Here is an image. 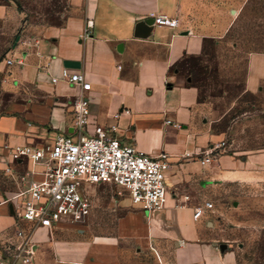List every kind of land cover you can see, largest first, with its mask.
<instances>
[{"label": "crops", "instance_id": "obj_1", "mask_svg": "<svg viewBox=\"0 0 264 264\" xmlns=\"http://www.w3.org/2000/svg\"><path fill=\"white\" fill-rule=\"evenodd\" d=\"M12 1L22 3L25 25L6 58L13 65L0 63V263L18 227L30 230L19 219V179L33 172L40 181L45 169L14 159L16 150H46L59 136L76 134L79 88L51 83L68 69L92 84L91 129L98 124L139 152L169 155L168 201L151 215L130 200L121 213L93 206L88 220L101 231L91 236L63 223L34 230L32 264H236L235 253L217 249L222 209L199 220L194 214L206 202L221 206L229 184L261 181L264 150L227 153L224 135L198 117L200 89L184 65L201 58L205 39L228 31L249 0H64L52 15L44 0ZM13 10L0 1V18ZM160 15L179 26H155ZM262 85L264 53H253L245 89L256 94Z\"/></svg>", "mask_w": 264, "mask_h": 264}, {"label": "rangeland", "instance_id": "obj_2", "mask_svg": "<svg viewBox=\"0 0 264 264\" xmlns=\"http://www.w3.org/2000/svg\"><path fill=\"white\" fill-rule=\"evenodd\" d=\"M0 1L14 9L13 14L0 18L1 63L17 47L25 24L21 21L20 1ZM64 3V0H44L43 8L52 15L53 8ZM48 21L51 22L50 18ZM253 53H264V0L247 1L229 30L214 31L205 39L204 55L184 65L200 89L198 117L212 121L214 132L224 135L227 153L264 150V85L256 94L245 89L247 62ZM84 190L93 206L103 211L114 214L131 208L122 204L130 199L117 187L100 185ZM226 190L217 202L221 206H214L224 212L217 220L218 251H222L223 245V252L235 253L236 264H264V176L253 184H229ZM75 227L89 236L101 231L92 218Z\"/></svg>", "mask_w": 264, "mask_h": 264}, {"label": "built area", "instance_id": "obj_3", "mask_svg": "<svg viewBox=\"0 0 264 264\" xmlns=\"http://www.w3.org/2000/svg\"><path fill=\"white\" fill-rule=\"evenodd\" d=\"M154 25L175 29L179 20L160 15L154 18ZM5 61L8 66L14 63L12 59ZM60 81L79 88L73 104L76 134L59 136L46 150L32 147L16 150L14 159L25 158L44 165L45 169L40 181L34 180L33 172H27L19 179L23 186L16 196L21 210L19 219L28 224L30 230L18 227L16 241L5 245V257L0 264H32L35 250L31 235L34 230L49 229L62 223H85L91 216L93 204L84 188L117 187L127 194L134 206L149 215L164 210L168 201L169 155L163 152L150 156L139 152L135 147L121 143L98 124L91 129L92 84L84 74L70 73L68 69H63L60 77L51 78L53 85ZM208 162L210 159L206 158L203 164ZM213 207L212 203L206 202L195 211L194 218L201 219L205 211L213 210Z\"/></svg>", "mask_w": 264, "mask_h": 264}, {"label": "water", "instance_id": "obj_4", "mask_svg": "<svg viewBox=\"0 0 264 264\" xmlns=\"http://www.w3.org/2000/svg\"><path fill=\"white\" fill-rule=\"evenodd\" d=\"M152 21H154V20H152ZM221 250H222V251L225 250V246H222V247H221Z\"/></svg>", "mask_w": 264, "mask_h": 264}]
</instances>
